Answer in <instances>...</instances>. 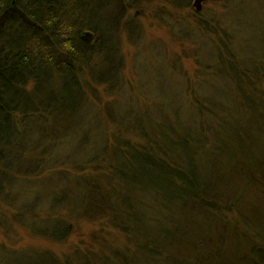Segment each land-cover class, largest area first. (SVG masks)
I'll use <instances>...</instances> for the list:
<instances>
[{
  "label": "rangeland",
  "instance_id": "374dc122",
  "mask_svg": "<svg viewBox=\"0 0 264 264\" xmlns=\"http://www.w3.org/2000/svg\"><path fill=\"white\" fill-rule=\"evenodd\" d=\"M186 5L173 0L149 1L135 26L120 39L124 57L120 82L114 89L101 87L98 91L101 102L98 100L95 107L101 110L107 104L116 119L130 117V130L141 123L140 133L83 130L51 143L48 135L37 132L21 144L29 151L26 160L19 162L17 149V155L7 157L5 164L10 171L0 174V264H123L122 260H128V264H254L257 260L264 264L262 255L252 251L254 246L264 248V195L250 187L248 173L242 174L245 169L244 163L238 161L239 151L234 152L235 159L226 157L220 168L213 167V174L218 171L225 177L220 188L230 201L237 203L235 209L239 206L236 214L227 213V221L236 223L243 217L250 221L251 227L238 228L243 235H235L232 225L226 227L218 216L204 219L199 214L195 215L198 222L196 231L190 232L189 242L178 239L174 225H168L165 234L170 216L161 215V208L150 210L156 200L151 198L148 180L143 179L137 164H132L137 150L119 144L111 148L110 160L105 163L113 165V173L100 180L106 184L113 180L120 185L117 191L126 187L120 196L111 195L115 205L122 208L112 217L118 227L108 218L94 221L81 215L95 214L97 211L90 204L104 196L90 190L98 178L79 169L92 162L94 170L93 164L100 162L108 137L114 138L110 147L119 135L120 144L129 139L140 143L142 134L155 129L156 121L158 130L169 139L173 137L172 127L177 125L176 116L180 119L183 111L192 114L189 102L194 104L195 97L202 99L206 95L205 90H198L218 84L213 74L202 69L204 63L215 62L216 41L199 30L193 17L195 9ZM201 12L202 18L217 19L225 29H231L243 60L249 62L257 54H264V0H208ZM211 92L228 107L222 115L227 124L220 128L225 136L212 132V140L228 139L227 133L235 124L245 125L255 114L245 112L244 99L234 86H221ZM216 120L219 117L213 121ZM252 132L257 135V129ZM261 136L264 140V133ZM39 141L44 145L36 151L32 146ZM135 141L132 142L136 144ZM236 149L230 145V150ZM124 152H129L130 162ZM43 153L46 156H41ZM248 153L264 159L257 147ZM40 158H47L48 162L39 171L36 162ZM258 166L261 170L255 174L261 178L264 166ZM19 168L28 175L18 174ZM35 170L38 173L33 175ZM202 239L207 242L202 243ZM168 255L174 260H167Z\"/></svg>",
  "mask_w": 264,
  "mask_h": 264
},
{
  "label": "trees",
  "instance_id": "16d2710c",
  "mask_svg": "<svg viewBox=\"0 0 264 264\" xmlns=\"http://www.w3.org/2000/svg\"><path fill=\"white\" fill-rule=\"evenodd\" d=\"M149 1L154 0H0V174L10 171L5 164L7 157L19 152V162L27 159L29 151L21 148V144L37 132L48 135L53 143L75 131L89 133L103 128L113 134L142 129L140 123L130 130V117L116 119L107 104L101 110L95 104L100 99L101 87L114 89L120 82L124 69L120 39L128 28L135 26L140 11ZM189 1L173 0L180 6L191 7ZM201 13H193L197 27L212 37L217 47L215 62L204 63L202 69L213 74L218 84H209L210 90L207 87L198 90H205L206 95H202V99L195 97L194 104L189 102L192 114L183 111L180 119L176 116L177 125L172 127L173 137L169 139L158 130L156 121L155 129L141 135L140 143L129 139L120 144L119 135L110 147L109 142L114 138L108 137L100 162L93 164L94 170L92 162L79 169L81 173L92 172L98 178V183L92 182L90 190L104 196L101 200H92L90 207L96 209L95 214H81L82 217L88 216L94 221L108 218L112 222L115 213L122 211L111 195L120 196L126 187L117 191L120 185L113 180L107 184L100 182L113 173V165L105 163L110 160L111 148L119 144L137 150L132 164H137L143 179L148 180L151 198L156 200L150 210L161 208V215L170 216L165 234L168 225H174L178 239L188 241L190 232L196 231V214L204 219L211 215L222 218L226 227L232 225L237 236L242 234L238 231L240 226L251 227L249 219L244 217L236 223L227 221V213L236 214L239 206L235 209L237 203L230 201L220 188L225 177L218 171L213 174V167L220 168L226 157L235 159L234 152L239 151L237 158L245 169L242 174L248 173L250 187L264 195V176L259 178L255 174L261 170L258 165L263 169L264 159L248 153L257 147L264 154L261 136L264 133V54H257L246 62L238 51L237 39L236 42L232 39L235 34L231 29H225L217 19L202 18ZM221 86H234L244 99L245 112L255 115L248 125L235 124L227 133L228 139H216L218 143H215L212 132L218 137L225 136L220 128L227 124L222 115L227 113L228 107L210 93ZM253 128L257 129V135L252 132ZM43 145L44 142L39 141L32 147L37 151ZM230 145L237 149L230 150ZM243 154L249 156L244 158ZM124 155L130 162L129 152ZM47 162V158L37 159L38 170ZM19 169L18 174L28 175L24 174L26 170ZM38 170L33 171V175ZM206 242L202 239V243ZM252 251L264 259V248L254 246ZM165 258L174 260L172 255ZM128 262L122 260L123 264ZM254 264H258V260Z\"/></svg>",
  "mask_w": 264,
  "mask_h": 264
},
{
  "label": "water",
  "instance_id": "95a60500",
  "mask_svg": "<svg viewBox=\"0 0 264 264\" xmlns=\"http://www.w3.org/2000/svg\"><path fill=\"white\" fill-rule=\"evenodd\" d=\"M208 0H194L193 1V8L195 9L196 12L200 13L203 9V5L205 2Z\"/></svg>",
  "mask_w": 264,
  "mask_h": 264
},
{
  "label": "bare ground",
  "instance_id": "6f19581e",
  "mask_svg": "<svg viewBox=\"0 0 264 264\" xmlns=\"http://www.w3.org/2000/svg\"><path fill=\"white\" fill-rule=\"evenodd\" d=\"M194 1V0H193ZM192 5H193V3H192Z\"/></svg>",
  "mask_w": 264,
  "mask_h": 264
}]
</instances>
